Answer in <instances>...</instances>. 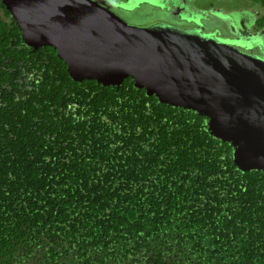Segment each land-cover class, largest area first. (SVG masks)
Wrapping results in <instances>:
<instances>
[{
	"label": "trees",
	"instance_id": "obj_1",
	"mask_svg": "<svg viewBox=\"0 0 264 264\" xmlns=\"http://www.w3.org/2000/svg\"><path fill=\"white\" fill-rule=\"evenodd\" d=\"M205 120L72 81L0 2V264H264V170Z\"/></svg>",
	"mask_w": 264,
	"mask_h": 264
},
{
	"label": "water",
	"instance_id": "obj_2",
	"mask_svg": "<svg viewBox=\"0 0 264 264\" xmlns=\"http://www.w3.org/2000/svg\"><path fill=\"white\" fill-rule=\"evenodd\" d=\"M25 46L56 50L74 82L119 88L126 78L159 103L206 119L238 171L264 170V59L210 36L138 28L92 0H0Z\"/></svg>",
	"mask_w": 264,
	"mask_h": 264
},
{
	"label": "flooded vegetation",
	"instance_id": "obj_3",
	"mask_svg": "<svg viewBox=\"0 0 264 264\" xmlns=\"http://www.w3.org/2000/svg\"><path fill=\"white\" fill-rule=\"evenodd\" d=\"M92 1L129 26L198 32L242 54L264 59V0Z\"/></svg>",
	"mask_w": 264,
	"mask_h": 264
},
{
	"label": "rangeland",
	"instance_id": "obj_4",
	"mask_svg": "<svg viewBox=\"0 0 264 264\" xmlns=\"http://www.w3.org/2000/svg\"><path fill=\"white\" fill-rule=\"evenodd\" d=\"M236 5L239 6L240 5V2L236 3Z\"/></svg>",
	"mask_w": 264,
	"mask_h": 264
}]
</instances>
